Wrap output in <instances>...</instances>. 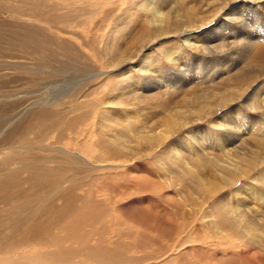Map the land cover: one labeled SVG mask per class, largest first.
<instances>
[{"label": "rangeland", "instance_id": "1", "mask_svg": "<svg viewBox=\"0 0 264 264\" xmlns=\"http://www.w3.org/2000/svg\"><path fill=\"white\" fill-rule=\"evenodd\" d=\"M113 1L116 3L97 0L83 6L80 0H59L58 7L69 22L68 28H64L59 20L58 28L79 34L64 35L55 24L52 26L57 29V37L75 44L71 45L75 50L65 49L58 40L52 46L59 49L57 53L39 43L32 44L31 48L27 46L30 49L23 47V53L20 51L23 45L11 35L16 28L11 23L14 19L6 17V29L3 22L0 23V32L9 36L0 42V84L10 87L6 95L0 97L3 107L0 143L17 123L23 122V116H29L44 105L63 111L57 105L65 101L69 106L80 102V107L71 110L69 116L79 117L81 122L94 127L95 134H100V126H95L99 122L96 112L104 110L103 103L109 97L110 88L106 84L115 85L123 79L138 84L128 89L129 99H136L137 104L130 102L124 106L114 100L110 108L121 111L124 107L132 113L127 119L131 132L126 131L124 135L128 136L133 152L114 151L103 136L100 138L109 148H97V143L103 142L91 136L95 143L90 147L104 157V161L95 166H109L111 173L96 168L86 174L83 189L89 200L82 205H85V221L81 222L80 230L73 226L63 235L64 246L82 247L76 242L78 234L82 233L86 234L82 245H98L97 251L104 249L111 257H126L130 264H264V146L257 147V144L264 145V72L256 67L250 71L252 67H248L252 61L249 46L264 43V0ZM18 5L15 0L3 2L4 10L14 18ZM192 6H196L199 18L194 25L188 26L185 16L194 10L186 12L185 9ZM94 9L103 14L95 18V22L104 24L99 31L90 14ZM37 17L41 18L39 11ZM38 18L33 16L34 23L45 27ZM167 18L181 21L179 29L166 28ZM81 21H85L82 27L78 23ZM142 24L148 25L152 36L143 42H134L122 64L103 69L107 60L116 57L104 50L109 34L118 38L126 33L124 40H117L122 44L126 38L128 41L130 36L139 34ZM40 26L35 27L44 29ZM116 27L124 29L114 33ZM44 53V58L40 59ZM37 68L57 76L30 86L29 81L33 80L31 77ZM239 72L243 73L242 77L249 73L253 79L241 85L240 90L232 84V78H236V73L240 75ZM36 82L33 80L32 84ZM224 94L227 101L221 103L220 97ZM140 97H151L153 101L162 99L159 104L163 102L162 106L173 111L157 106L156 101L138 106ZM196 99L200 101L188 107L182 104ZM91 100L92 104L85 106ZM170 100L172 103H168ZM138 107L144 109L138 113L135 111ZM88 111L95 116H87ZM167 116H178L181 129L174 132L171 121L163 123L162 118ZM260 125L262 132L252 131ZM251 137L256 140L252 141ZM38 147L39 155H45L46 146ZM11 151L0 146V163ZM202 151L207 154L204 158L211 159L206 166L199 157ZM89 154H94L90 148ZM25 156L27 153L23 152L22 157ZM85 157L77 161L79 169L70 168L72 175L80 180L85 178L82 173ZM239 158L246 165L243 171H251L232 181L230 173H237ZM172 159L179 162L178 166H171ZM216 162L219 166L215 169ZM133 167L157 187L143 188L135 184L128 178ZM23 176L22 185L27 189L28 176ZM8 203L0 202L1 210H8ZM24 203L28 212L18 215L20 221H43L46 210L54 211L53 207L41 203V199L29 198ZM219 215L222 218L217 217ZM223 217L237 222V231L231 230L230 225L226 230H216ZM56 231L51 230V237L62 238ZM54 249L57 247L48 250ZM31 252L30 246H24L21 257L16 254V259H12L9 256L0 264H28L35 255Z\"/></svg>", "mask_w": 264, "mask_h": 264}, {"label": "bare ground", "instance_id": "2", "mask_svg": "<svg viewBox=\"0 0 264 264\" xmlns=\"http://www.w3.org/2000/svg\"><path fill=\"white\" fill-rule=\"evenodd\" d=\"M4 1L5 0H0V23L3 22V27L6 29V24L4 23L6 22V17H12L14 19V21L11 23H13L16 28L12 30L11 35L15 36V40L19 42L20 45H23L20 48L21 52L25 53L23 47L26 46L25 47L26 49H30L32 44L39 43L43 48L46 49L49 48V50H53V52L57 53L59 52V49L57 48L55 50V48L52 46H55L54 41L58 42V40L62 42L63 45H65V49L67 50L76 49L74 46H71L75 44H72L66 39H61L57 37V33H58L57 29L60 30L61 34L64 35L79 34V32H76L74 30L64 29V28H68L67 25L69 21L58 7L59 0H15L18 1L19 3V5L14 9V12L16 13L15 18L9 15L4 10L3 8ZM34 1H37V3H33ZM93 1H97V0H80V3H82L83 6H88L91 5ZM106 1L108 2L111 1V4L116 3L113 0H106ZM107 8L109 7L107 6ZM191 10H194L193 13L185 16L187 19L185 20V22L187 21L188 26L194 25L197 19L199 18L197 15L196 6H192V8L185 9L186 12H189ZM38 11L41 18L37 17ZM100 12H101L100 10L98 11L96 9L90 11V14L93 16V22L98 27V31L104 25L100 22H95V18L97 16L99 17L103 15V14L100 15ZM109 12L112 13L113 10L110 9ZM33 16L43 21L45 27L43 25L41 26L38 25V23H34ZM59 20L62 21V25L64 28H58ZM78 23L80 27L85 25V21H81ZM181 23H182L181 21L173 22L167 18L165 21V25H166L165 27L169 29L175 28L178 30L179 27L177 26H180ZM53 24L56 25L57 29L53 28L52 26ZM145 25L142 24L140 33L130 36L131 39H129L128 41L126 36L125 37L126 42L124 41L125 43H123L122 41V44L119 43V41L117 40L118 39L124 40V35H126L125 32H123L125 34H122L123 35L122 37L118 36V38L116 37V35L113 36V33L112 36L111 34H109L111 37L107 36L108 37L106 44L107 46L105 47L104 50L110 52L109 56L116 55V57L112 61L107 60L104 63V66L102 63L101 66H103V69L113 68L114 66H119L120 64H122L123 59L129 56V50H131L130 46L134 44V42L137 41L138 43H140L152 36L151 30L148 29V25L147 27H145ZM35 26H40L43 27L44 29L37 30ZM118 27H116V30L113 31L114 33L115 32L120 33L122 32L121 29H124V28L118 29ZM124 27L127 28L126 26ZM32 28L33 31L30 32ZM169 29H167V31H169ZM24 31L27 32L24 33ZM8 37L9 36L6 33L0 32V42L7 40ZM114 38L117 39L114 40ZM27 46H30V48H28ZM248 54L252 59V61L250 62L249 60H247L249 62L248 67L250 66L252 67L250 71L251 70L253 71V68L256 67L258 70L264 72V43H262L261 45L252 44L251 47L249 46ZM47 55H50V53L48 52ZM44 56L45 53L40 57V59L44 58ZM27 70L30 71L28 68ZM34 71L36 72L32 75L31 78L33 80H37V82L35 84H32L33 80H30L29 81L30 86L31 85L34 86L40 81H45V82L50 81L51 79H54L57 76V74H53V75L47 74L43 71V69H39V68L34 69ZM236 74L238 76L236 75V78H232V84L234 83L235 86H239V90L241 85H245L246 82L253 80L252 75H249V73L243 77H242L243 73H240L241 76L238 73ZM35 75L36 77L34 78L33 76ZM225 82L227 81L225 80ZM10 84H11V80H10ZM41 84L42 83H40V85ZM106 85L109 86L110 88L109 97H107L103 103L104 110L99 109L98 114L96 112V119L97 120L99 119V122L97 121L95 126H100V134H95L93 132L94 127H92L91 124L89 123L87 124L81 122L79 117L69 116L71 110H73L75 107L78 108L80 107V102L75 101L73 102V105L69 106V102L64 100L65 102L62 101L64 102L63 104L57 105V108L61 106V110L63 109V111H57V109L54 110L53 106H52L53 108H49L51 106L49 104L50 106L47 108H45L46 106L44 105L45 107L43 106L38 110H34L29 116H23V122L17 123L14 126V129H12L9 132V134L6 136V138L3 140L4 142L2 141L0 143V146L5 148L6 150L12 149V151L8 153L9 156L7 155L8 157L4 158L0 163V202L9 201L8 210H1L0 207V262H2L5 258L9 256L12 259H16L15 258L16 254H18L19 257H21L20 255L21 248L24 246H30V250H32L31 253H35V255L33 258L30 259V262L28 264H126V263L130 264L131 261L129 262V259L128 258L126 259V257L125 259L123 258V256H121L122 258L115 256L111 257L109 256L108 253H106L108 250H104V249L97 251L98 245L96 246H91V245L88 246V244L82 245L86 240L84 237L86 234L84 236L82 235V233L78 234L76 242L79 244V246L80 245L82 246L78 248L72 246L65 247L64 246L65 239H63V235L71 227L77 226L78 229L80 230L81 222L85 221V217H84L85 205L83 207L82 205L83 203H85V201L89 200L88 196L84 194L85 192L83 189V185L86 182V174L89 172L90 169H96V168L103 171L107 170L108 174L111 173L108 170L109 168H111L109 166H103V165L95 166L98 162L104 161V157H102L99 153L96 152L97 149L90 147L92 143H95L92 141L91 136L95 135L94 137H99L100 141L103 142L102 144L97 143V148L102 147L105 149L107 148L106 150H108L109 147L100 138L101 136H103L106 139V141L111 145L114 151L127 150L133 152V149H131L128 145L131 143L128 141V136L124 135L126 131L131 132L130 130L131 126L128 124L129 121L127 122V119L130 118L132 113L129 111L128 108L124 109V107L121 111H119L118 109H117L118 111H112L110 110V108L113 107L114 104L112 103H114L116 100L119 101L118 103L124 104V106L125 104L129 105L128 103L130 102L131 104H137L136 99H132V100L129 99L130 96L128 94V91L133 89L132 87H137L138 84L130 83L128 80L123 79L117 82L115 85H110V84L109 85L106 84ZM8 89H10L9 86H5L3 83H1L0 97L5 96L6 95L5 93L8 92ZM226 89H228V85ZM225 94L220 97L221 103H223V101H227ZM124 96L125 99L123 98ZM140 98L141 99L138 100V106H144L147 103L152 104L155 103L156 101L157 106L161 108L163 107L165 110L171 111V113L173 111L170 110L169 108H165V106H162L163 102L159 104L162 101V99L158 98L153 101L151 97L150 98L140 97ZM199 101L198 99H196L193 101H185L182 104L183 106L188 107L190 106V104L193 105L198 103ZM170 102L172 103L171 100L168 101V103ZM90 104H92V100L86 102L85 106H88ZM110 104H112V106ZM118 106L120 105L118 104ZM2 109L3 107L0 106V111ZM140 109H144V107H138L137 110L135 111H138L139 113ZM51 111H53L54 114H51L50 113ZM2 115L4 116V114ZM86 115L87 116L90 115L91 117H94L95 113L88 111L86 112ZM139 116H141V114ZM81 119H82V115H81ZM170 121L172 123L171 128L174 132H177L178 129H181L180 128L181 125L178 123L179 121L178 116H173L172 118H169L167 116L162 118L163 123L168 124V122ZM107 122L115 123L117 125L115 127H110L108 126ZM125 122H127V124ZM261 130H262V125L257 126V128L253 129L252 131H256L255 133H260L262 132ZM251 138L252 141L256 140L253 139V137ZM151 141H155V139H152ZM157 142H159L158 139ZM41 144H44L47 148L45 151V155H39L41 154V152L38 146ZM258 145L259 144H257V147L259 148L260 147L262 148L264 146L262 144H260V146ZM89 148L92 151H94V154H89ZM23 152H26L27 156L22 157ZM206 155L207 154L202 151V153L199 156L204 161L205 166H206V162L211 160L208 158L207 159L204 158L206 157ZM83 156H86L85 163H83L84 167L82 172L85 178L83 180H80L77 175H72V171L70 168L79 169L80 164L77 161L83 158ZM57 163H59L58 166ZM178 163L179 162L173 160L171 166H178ZM53 164L56 165L54 166L55 168H52ZM216 166H219L218 162H216L214 165L215 169ZM244 166L246 165H244L239 158V163L236 165L238 170H236L235 168L237 173L236 172L230 173V171H228V173H230L231 175L232 181H237L242 177L243 174H247V172L251 171L249 169V171L244 172L243 171ZM222 168H227V167H222ZM30 169H32L33 171ZM23 171H27L28 173H25ZM66 171H68L69 173H66ZM24 174L28 176L29 186L27 189H25L22 185ZM196 175L200 177L198 174ZM128 178H132L135 184L143 188L150 187L152 189H155L157 187V185L154 182H151L149 179H147V177H145L144 174L142 172H139V170H137L135 167H133L132 170L128 172ZM31 179L32 181H30ZM64 184L69 186L60 187L61 185ZM205 187L206 186H204V188ZM212 188L214 187L212 186ZM29 198L41 199V203H45L47 206L54 208L53 213H51V210H46L47 214L44 215L43 221L36 219H26L23 221L18 220V215L28 212L24 200H28ZM11 203H13L12 205L13 207L11 206ZM217 217L220 218L221 215ZM225 219L226 218L223 217L221 221L219 220L220 222L218 223L217 225L218 228H216V230L217 229H219L220 231L224 229L226 230L227 229L226 226L230 225V229L232 228L237 231L238 229L237 222L234 223L229 218H227V220ZM74 222L77 224H74ZM239 224L241 226V223ZM52 229H57L56 234H62V238L53 239L51 237ZM21 231H24V234H20ZM73 233H75V231H73ZM51 241L54 242V244H51L50 243ZM34 243L43 244V245L41 247H38V245ZM73 245L75 246V244ZM52 246L57 247V249L49 251L48 249H51Z\"/></svg>", "mask_w": 264, "mask_h": 264}]
</instances>
